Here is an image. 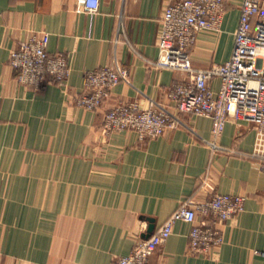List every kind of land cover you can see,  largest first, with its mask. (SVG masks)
I'll return each instance as SVG.
<instances>
[{
  "label": "crops",
  "instance_id": "crops-1",
  "mask_svg": "<svg viewBox=\"0 0 264 264\" xmlns=\"http://www.w3.org/2000/svg\"><path fill=\"white\" fill-rule=\"evenodd\" d=\"M99 1L87 12L79 0H0V264H111L150 224L154 231L182 202L214 193L247 197L220 225L223 243L193 254L190 224L177 221L149 264H264V169L252 123L230 120L215 137L210 118L184 113L145 141L102 130L116 103L171 106L172 85L189 74L157 65L169 0ZM241 3L225 0L220 30L198 32L195 70L230 58ZM42 32L50 52L68 57L63 85L25 86L9 65L11 50ZM105 65H124L129 81L97 111L75 105L84 73Z\"/></svg>",
  "mask_w": 264,
  "mask_h": 264
},
{
  "label": "built area",
  "instance_id": "built-area-1",
  "mask_svg": "<svg viewBox=\"0 0 264 264\" xmlns=\"http://www.w3.org/2000/svg\"><path fill=\"white\" fill-rule=\"evenodd\" d=\"M82 9L96 12L99 0H79ZM225 13V0H169L163 11L158 37L160 67L186 71L188 79L175 82L170 91L171 106L153 103L144 107L138 101L116 103L104 114L105 133L133 131L139 141L162 135L176 127L181 114L205 116L212 121V134L219 136L225 124L247 121L254 125V154L263 159L264 169V0H242L239 22L234 32L231 56L222 63L195 70L189 54L202 30L219 31ZM49 34H33L11 50L9 65L16 80L28 87L66 83L70 65L63 52L48 50ZM124 65L108 66L84 73V87L73 96L75 105L99 110L119 82L129 81ZM218 78V89L211 82ZM241 194L214 193L204 201L189 198L182 202L148 237L139 238L131 251L111 264H149L150 256L172 234L177 221L190 224L188 250L208 253L223 243L220 225L245 208Z\"/></svg>",
  "mask_w": 264,
  "mask_h": 264
},
{
  "label": "water",
  "instance_id": "water-1",
  "mask_svg": "<svg viewBox=\"0 0 264 264\" xmlns=\"http://www.w3.org/2000/svg\"><path fill=\"white\" fill-rule=\"evenodd\" d=\"M153 227H154L153 224L149 225V228L147 229V232L144 234V238L148 237L152 233Z\"/></svg>",
  "mask_w": 264,
  "mask_h": 264
}]
</instances>
